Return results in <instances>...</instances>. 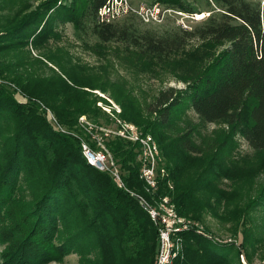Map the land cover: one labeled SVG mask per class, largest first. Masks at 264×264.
<instances>
[{
    "label": "trees",
    "instance_id": "16d2710c",
    "mask_svg": "<svg viewBox=\"0 0 264 264\" xmlns=\"http://www.w3.org/2000/svg\"><path fill=\"white\" fill-rule=\"evenodd\" d=\"M109 1L71 0L62 4L61 0H47L16 22L7 19L10 23L0 30V46L7 51L24 49L28 44L40 49L49 39L60 38L57 24H70L80 42L89 34L100 47L115 44L125 52L158 61L179 53L193 39L224 44L210 64L190 76L185 89L159 91L147 109L155 116L149 129L170 131L173 114L188 107L204 123H225L250 149L264 152V14L259 4L210 0L220 11L212 12L201 25L159 34L146 28L144 25L151 24L136 13L103 20L99 10ZM153 4L194 13L182 0H153ZM31 58L23 56L19 65L40 69L53 62L63 69L50 55L35 61ZM31 72L15 80L27 103L18 102L8 85L0 83V264L60 262L71 252L79 253L78 244L92 236L105 244L96 246L102 250V264H152L157 227L128 191L138 190L148 198L138 178L135 148L111 142V152L127 172L126 189H118L107 173L88 165L78 142L55 130L38 106L43 103L59 124L71 127L78 115L101 112L95 103L103 99L93 91L102 93L113 87L112 82L104 79V85L96 82L97 77L85 76L95 84L87 86L81 84L84 76L71 72L66 79L57 80ZM243 106L248 109L247 120L242 115ZM176 140L184 152L196 151L191 133L180 134ZM165 185V181L160 182L157 197L168 194ZM176 190L182 191L177 184ZM25 191L28 200L23 197ZM181 199L174 204L179 215ZM85 208L93 210L92 218L87 221L81 217L76 230L58 238L60 224H67L75 209ZM180 236L182 255L172 264H232V246L215 245L194 231H183Z\"/></svg>",
    "mask_w": 264,
    "mask_h": 264
},
{
    "label": "rangeland",
    "instance_id": "374dc122",
    "mask_svg": "<svg viewBox=\"0 0 264 264\" xmlns=\"http://www.w3.org/2000/svg\"><path fill=\"white\" fill-rule=\"evenodd\" d=\"M46 1L0 0V30L10 23H7V19L16 22ZM61 1L66 4L71 0ZM245 1L259 4L264 14V0ZM129 2L133 8H137L141 4L150 6L153 0ZM182 2L194 12L188 13L189 19L185 21L189 30L201 25L212 12L220 11L210 0ZM176 19L175 15H171L161 23L144 26L156 30L159 34L172 28L182 29ZM133 21L138 23L137 19ZM57 30L60 38L49 39L40 49L28 44L24 49L7 51L0 46V83L8 85L18 102L27 103L29 100L21 93L20 85L18 86L15 80L20 76L26 78L32 75V70L42 78L66 79V75L71 72L89 79L97 77L96 82H102L104 85L105 80L109 84L112 82L113 87L104 89L103 94L99 89L93 91L103 99L95 103V107L101 112L93 116L80 114L71 127L59 124L54 113L43 103L38 104L40 112L55 130L77 141L80 149L83 143L97 149L99 146L91 140V134H101L102 145L111 156L120 178V186L114 182L111 173L107 174L118 189H126L124 177L127 172L111 152V142L120 141L134 147L138 178L143 183V192L148 198H143L138 190L128 191L138 200L143 210L148 213L149 208L156 207L163 198L167 199L176 214L189 222L190 227L186 232L194 231L202 239L218 246H232V264H264V152L250 149L240 134L232 132L225 123H204L188 107L173 114V127L170 131L159 133L151 131L148 126L155 116L149 115L147 109L159 91L168 87L177 91L185 89L190 76L201 66L210 64L225 45L193 39L179 53L167 60L158 61L139 56L135 52H125L115 44L100 47L89 34L82 36L86 43L80 42L70 24H57ZM2 34L0 31V35ZM27 54L29 58L32 56L34 61L38 57L50 55L52 60L62 63L63 69L53 62H46V66L42 65L40 69L33 66L22 67L19 62ZM86 77L81 84L95 85ZM243 108L245 109L242 110V115L247 120L248 109L246 106ZM81 120L88 122L92 129L87 130V126L80 123ZM136 120L141 124L134 122ZM101 129L105 131L102 132ZM185 132L191 133V142L196 150L193 153L184 152L176 140ZM137 139H144L151 148L153 147V187L142 179L141 168L145 157L140 156L143 146ZM162 181L166 182L168 194L157 197L156 193ZM176 184L181 187V193L176 190ZM27 194L25 191L23 197L28 200L30 197ZM178 197L182 198L179 204L181 215L177 213L174 205L178 202ZM79 209L72 212L67 224H60L58 238H63L68 231L76 230L82 223H77L81 217H86L87 221L92 218L91 208L82 211ZM80 212L83 213L76 217ZM60 231L63 234H60ZM102 242L94 236L85 237L78 244L79 253L71 252L62 261L47 264H102V250L99 249V246L105 245ZM97 244L99 246L96 248ZM154 246L152 264H155L157 258L158 233ZM1 252L2 248L0 254Z\"/></svg>",
    "mask_w": 264,
    "mask_h": 264
},
{
    "label": "built area",
    "instance_id": "2783aa9c",
    "mask_svg": "<svg viewBox=\"0 0 264 264\" xmlns=\"http://www.w3.org/2000/svg\"><path fill=\"white\" fill-rule=\"evenodd\" d=\"M136 13L145 23H161L165 18L175 15L176 20L179 21L182 29L189 30L186 25V19H189L188 13L171 8H165L158 4L145 6L141 4L137 8H133L128 0H110L108 4L99 10V16L107 21H114L117 18L127 13ZM114 108H116L114 106ZM83 119V117H82ZM81 124L87 126V130L92 129V126L85 120L80 121ZM102 132L105 130L101 129ZM104 135V134H103ZM91 140L99 146L97 149H92L88 143L81 144V152L91 167L99 172L111 173L114 182L120 186V178L117 175L110 154L106 151L103 144V136L99 133L91 134ZM143 146V152L140 156L145 157V162L142 164V179H144L149 186L153 187L152 182L153 166L155 160L153 157V147L144 139H137ZM148 214L154 225L157 227L158 233V250L155 264H172L182 253L181 232L186 231L190 224L183 218L179 217L173 206L168 204L167 199H162L160 203L153 208H149Z\"/></svg>",
    "mask_w": 264,
    "mask_h": 264
}]
</instances>
